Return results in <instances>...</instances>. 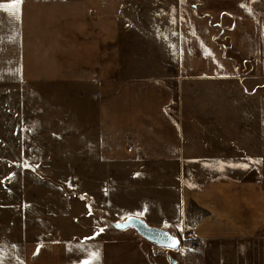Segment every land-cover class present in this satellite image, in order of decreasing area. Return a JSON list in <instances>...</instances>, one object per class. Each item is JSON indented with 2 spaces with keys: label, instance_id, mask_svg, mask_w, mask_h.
I'll return each mask as SVG.
<instances>
[{
  "label": "rangeland",
  "instance_id": "rangeland-1",
  "mask_svg": "<svg viewBox=\"0 0 264 264\" xmlns=\"http://www.w3.org/2000/svg\"><path fill=\"white\" fill-rule=\"evenodd\" d=\"M155 1L124 3L138 13L150 10L147 19L124 21V43L135 49L133 75L170 81L186 159L240 154L247 165L243 176L264 180V62L256 71L251 60L229 49L239 60L238 78L175 80L178 67L162 57L155 30L153 9H160ZM254 9L262 15L264 52V0L254 2ZM127 23L135 26L127 29ZM71 69L65 82L0 83L2 264H261L259 245L252 242L200 240L196 245L185 231L190 227L166 213L164 203L175 194L166 192L168 178L158 166L101 158L95 77L88 71L80 85L82 70ZM184 165V186L206 180L200 173L197 179L189 161ZM130 216L175 233L179 248L158 253L134 228L107 225Z\"/></svg>",
  "mask_w": 264,
  "mask_h": 264
},
{
  "label": "crops",
  "instance_id": "crops-1",
  "mask_svg": "<svg viewBox=\"0 0 264 264\" xmlns=\"http://www.w3.org/2000/svg\"><path fill=\"white\" fill-rule=\"evenodd\" d=\"M152 1L23 0L17 19L0 8V83L65 82L71 68L79 67L82 73L76 80L85 85L91 71L101 158L158 166L168 178L166 192L175 194L164 203L175 207L164 206L166 213L180 217L181 225L190 227L187 234L201 241L258 244L264 264V180L244 177V167L232 166L244 165L240 154L186 159L170 81L133 75L135 49L133 43H124V21L147 19L150 10L138 13L124 3L148 6ZM256 1L200 0L184 5L183 0H156L160 9H153L158 17L155 30L161 35L162 57L178 67L175 80L238 78L237 63L224 56L221 42L231 43L233 52L261 70L262 15L254 9ZM11 2L0 0L2 5ZM127 24V29L135 26ZM187 161L197 179L199 173L206 177L189 188L184 186Z\"/></svg>",
  "mask_w": 264,
  "mask_h": 264
},
{
  "label": "water",
  "instance_id": "water-1",
  "mask_svg": "<svg viewBox=\"0 0 264 264\" xmlns=\"http://www.w3.org/2000/svg\"><path fill=\"white\" fill-rule=\"evenodd\" d=\"M107 225L114 230L134 228L143 239L159 247L177 250L180 246V239L175 233H171L163 228L149 225L144 219L140 217L130 216L124 221L119 222L107 221ZM117 225H119V227H117ZM171 239H175L176 241H178L176 247L168 246ZM171 262L175 263L174 260H171Z\"/></svg>",
  "mask_w": 264,
  "mask_h": 264
},
{
  "label": "snow or ice",
  "instance_id": "snow-or-ice-1",
  "mask_svg": "<svg viewBox=\"0 0 264 264\" xmlns=\"http://www.w3.org/2000/svg\"><path fill=\"white\" fill-rule=\"evenodd\" d=\"M23 0H12L11 3H8L6 5H2L0 4V8H4L9 10V15L13 18V19H17L20 14H21V6H22ZM235 167H247L246 164L244 165H232ZM221 167H223V164H221ZM117 227H119V225H117ZM178 244V241H176L175 239H171L170 243H169V247H176ZM39 251V250H37ZM94 259L98 258V254L97 253H93L92 254ZM0 264H2V260H0ZM85 264H90L89 261H85Z\"/></svg>",
  "mask_w": 264,
  "mask_h": 264
},
{
  "label": "trees",
  "instance_id": "trees-1",
  "mask_svg": "<svg viewBox=\"0 0 264 264\" xmlns=\"http://www.w3.org/2000/svg\"><path fill=\"white\" fill-rule=\"evenodd\" d=\"M222 47H223V49H224V56L226 57V58H229V59H231L232 61H234L235 63H237V67L239 68L240 67V65H239V60L236 58V57H234V56H231V55H229V53H228V50L229 49H231L232 48V44L231 43H229V44H224V43H219ZM194 242H195V244L197 245L199 242H201L200 240H198V239H194Z\"/></svg>",
  "mask_w": 264,
  "mask_h": 264
},
{
  "label": "built area",
  "instance_id": "built-area-1",
  "mask_svg": "<svg viewBox=\"0 0 264 264\" xmlns=\"http://www.w3.org/2000/svg\"><path fill=\"white\" fill-rule=\"evenodd\" d=\"M155 246H156V245H155ZM156 249H157V252H158V253H161V252H164V249H167V248H163V247H159V246H157Z\"/></svg>",
  "mask_w": 264,
  "mask_h": 264
}]
</instances>
